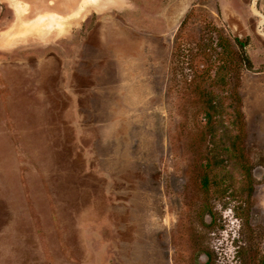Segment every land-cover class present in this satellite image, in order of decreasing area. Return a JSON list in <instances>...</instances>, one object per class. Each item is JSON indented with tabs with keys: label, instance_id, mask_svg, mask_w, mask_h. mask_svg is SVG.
<instances>
[{
	"label": "rangeland",
	"instance_id": "374dc122",
	"mask_svg": "<svg viewBox=\"0 0 264 264\" xmlns=\"http://www.w3.org/2000/svg\"><path fill=\"white\" fill-rule=\"evenodd\" d=\"M13 2L0 264H258L264 0H87L40 27Z\"/></svg>",
	"mask_w": 264,
	"mask_h": 264
},
{
	"label": "flooded vegetation",
	"instance_id": "af4514ba",
	"mask_svg": "<svg viewBox=\"0 0 264 264\" xmlns=\"http://www.w3.org/2000/svg\"><path fill=\"white\" fill-rule=\"evenodd\" d=\"M26 1L27 2L24 3L28 5L27 6L28 11L25 12L27 13V15L31 13L32 15L35 16L38 13L52 12L62 15L65 18V21H67L69 18L73 16V14L75 15L78 12L80 5L87 0H26ZM103 1L104 0H99L98 5H94L91 3H88V5L101 9L102 5L104 4L102 3ZM108 3L109 4L112 3V0H108ZM13 7L16 10L18 16H21V13L25 10L24 5L13 6ZM237 42L239 43V41ZM258 264H264V256H260Z\"/></svg>",
	"mask_w": 264,
	"mask_h": 264
},
{
	"label": "bare ground",
	"instance_id": "6f19581e",
	"mask_svg": "<svg viewBox=\"0 0 264 264\" xmlns=\"http://www.w3.org/2000/svg\"><path fill=\"white\" fill-rule=\"evenodd\" d=\"M89 1V0H88ZM95 1V0H94ZM84 4V3H83ZM97 4V3H96ZM83 8V7H82ZM78 14V13H77ZM59 19V18H62L61 16L57 15V14H51V13H46L44 15H40L37 19H34V20H31V21H21L20 20V23L23 25V26H41L42 24H44L46 21H48L49 19ZM51 24V23H50ZM47 26V25H46ZM64 26V25H63ZM48 28V26H47ZM51 29V28H50ZM31 30V28H30ZM23 33V32H22Z\"/></svg>",
	"mask_w": 264,
	"mask_h": 264
},
{
	"label": "trees",
	"instance_id": "16d2710c",
	"mask_svg": "<svg viewBox=\"0 0 264 264\" xmlns=\"http://www.w3.org/2000/svg\"><path fill=\"white\" fill-rule=\"evenodd\" d=\"M229 40L224 37L223 35H220V39H219V45L220 47L226 52V55H229L230 56V45H229ZM241 47L243 48L246 44L245 43H240ZM247 59V63H248V66H251V61Z\"/></svg>",
	"mask_w": 264,
	"mask_h": 264
},
{
	"label": "crops",
	"instance_id": "0c3cea01",
	"mask_svg": "<svg viewBox=\"0 0 264 264\" xmlns=\"http://www.w3.org/2000/svg\"><path fill=\"white\" fill-rule=\"evenodd\" d=\"M20 5H24L25 6V10L21 13V15L23 14V13H25V11L27 10V4H25V3H22V2H20V1H18V0H14V2H13V6H20ZM46 13H51V14H56V13H52V12H46ZM46 13H38L37 15H35L33 18H26L25 16H23V17H21V21L23 20H25V21H31V20H34V19H37L40 15H44V14H46ZM58 14V13H57ZM59 15V14H58ZM25 27H30V26H25ZM39 27V26H38Z\"/></svg>",
	"mask_w": 264,
	"mask_h": 264
}]
</instances>
